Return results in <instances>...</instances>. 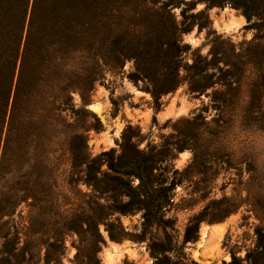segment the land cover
Instances as JSON below:
<instances>
[{
	"label": "rangeland",
	"instance_id": "1",
	"mask_svg": "<svg viewBox=\"0 0 264 264\" xmlns=\"http://www.w3.org/2000/svg\"><path fill=\"white\" fill-rule=\"evenodd\" d=\"M187 1L169 5L177 22L191 12L205 14L189 18L193 25L182 33V42L190 48L183 53L176 89L157 101L147 80L132 77L135 60L126 58L122 67L102 61L101 77L88 101L79 90L72 91L75 109H89L102 123L100 130L86 132L93 156L119 149L132 125L134 141L156 154L158 172L172 187L161 222L146 225L143 210L117 211L99 222L105 238L100 264H230L233 259L238 264H264V17L249 18L232 3L209 6L204 0H195L196 6L188 9ZM123 11L132 12L125 7ZM207 16V26L200 27ZM191 76L199 90L190 89ZM87 118V123L94 121ZM106 167L104 163L102 169ZM68 172L62 177L66 182ZM35 179L29 168L18 175L2 171L4 201L17 199L16 188L22 198L0 230L10 232L9 242L16 237L17 247L27 246L34 255L30 264L51 263L44 262L37 241L23 233L44 229L47 237L61 230L66 244L61 264H80L76 254L90 235L79 236L62 222L81 205L97 207L92 187L64 183L59 195L66 211L58 214L49 203L35 206L29 190ZM45 187L49 195L51 189ZM196 215L204 218L196 237L186 239V228ZM56 223L61 224L59 230Z\"/></svg>",
	"mask_w": 264,
	"mask_h": 264
},
{
	"label": "trees",
	"instance_id": "2",
	"mask_svg": "<svg viewBox=\"0 0 264 264\" xmlns=\"http://www.w3.org/2000/svg\"><path fill=\"white\" fill-rule=\"evenodd\" d=\"M172 1L0 0V177L4 169L12 175L31 169L36 179L29 190L37 200L35 206L49 203L58 214L66 211L59 195L64 183L86 182L92 187L97 207L81 205L62 222L63 228L79 236L90 235L76 254L80 264H100L105 238L99 222L114 212L143 210L148 226L163 221L161 211L172 187L158 172L156 154L134 141L132 125L126 128L119 149L93 156L86 132L100 130L102 123L89 109H75L72 91L79 90L88 101L101 77L102 61L122 67L126 58L135 60L132 77L147 80L157 101L176 89L183 53L190 48L182 42V33L193 25L189 18L205 12H191L179 23L169 8ZM204 1L209 6L232 3L249 18L264 17V0ZM196 3L187 1V8ZM124 7L132 12L123 14ZM206 19L200 27L207 26ZM192 77L190 89L199 90ZM88 116L94 121L87 123ZM66 172L71 177L68 182L62 178ZM45 176L47 182L42 181ZM45 186L51 189L49 195ZM20 191L16 188L13 193L17 201L22 198ZM101 198L108 201L101 203ZM16 200L8 204L0 192V225L15 214ZM203 218L194 217L186 239L196 237ZM56 224L59 230L61 224ZM61 232L47 237L44 229L23 234L44 249L45 263L61 264L66 252ZM8 233L0 230V240L6 239L0 241V264L33 263L34 255L26 245L17 247L16 237L9 242ZM110 235L116 238L111 231Z\"/></svg>",
	"mask_w": 264,
	"mask_h": 264
},
{
	"label": "bare ground",
	"instance_id": "3",
	"mask_svg": "<svg viewBox=\"0 0 264 264\" xmlns=\"http://www.w3.org/2000/svg\"><path fill=\"white\" fill-rule=\"evenodd\" d=\"M99 105H96V107L98 108ZM100 108V107H99Z\"/></svg>",
	"mask_w": 264,
	"mask_h": 264
}]
</instances>
